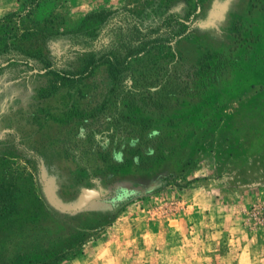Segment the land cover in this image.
Returning a JSON list of instances; mask_svg holds the SVG:
<instances>
[{"label":"rangeland","instance_id":"1","mask_svg":"<svg viewBox=\"0 0 264 264\" xmlns=\"http://www.w3.org/2000/svg\"><path fill=\"white\" fill-rule=\"evenodd\" d=\"M97 8L128 10L143 29L177 20L164 44L130 64L138 73L206 68L220 53L229 67L176 107L126 111L133 148L121 164L89 156L92 183L62 146L103 115L105 67L78 83L47 74L48 65L69 72L82 62L67 53L68 34L26 44L19 60L13 49L0 53V189L15 195L24 225L16 247L37 259L83 237L82 253L60 264H264V163L244 148L250 135L264 142L263 130H244L246 110L264 103V0H68L58 31ZM18 9L0 0V18Z\"/></svg>","mask_w":264,"mask_h":264},{"label":"trees","instance_id":"2","mask_svg":"<svg viewBox=\"0 0 264 264\" xmlns=\"http://www.w3.org/2000/svg\"><path fill=\"white\" fill-rule=\"evenodd\" d=\"M17 2V11L0 18V53L13 49L12 60H19L17 55H24L28 50L26 44L33 45L38 39L68 34L67 53H82V62L75 71L69 72L48 65L47 74L62 82L78 83L90 77L97 67H105L110 86L103 102V115L96 114L95 122L84 121L78 129L80 135L76 141H67L62 146L64 154L76 162L79 170L85 173V179L92 183L97 180V175L90 173L88 165H95L97 159L95 161L91 157L101 154V157H109L121 164L125 154L133 148L131 141L135 138L136 124L125 115L126 111L139 109L147 112L176 107L180 98L202 95L221 78L230 64V55L226 58L220 53L215 64L206 68L199 63L182 65L179 69L155 68L151 72L138 73L131 69L130 64L165 43L164 29L177 22L174 17H165L161 22L163 26L143 29L128 10L97 8L85 13L75 28L61 32L58 27L65 20L57 10L64 8L68 0ZM44 8L46 19L36 22L34 17L42 10L45 12ZM246 112L250 122L244 130L254 128V132L258 129L264 131V103L258 109H247ZM231 123L234 127L233 118ZM250 136L262 148L264 142L255 139L256 135ZM14 199L11 191L0 189V263L6 260L3 264H60L82 253L83 237L73 246L49 257H26L22 247H16L24 225L18 218L19 209L14 205Z\"/></svg>","mask_w":264,"mask_h":264},{"label":"crops","instance_id":"3","mask_svg":"<svg viewBox=\"0 0 264 264\" xmlns=\"http://www.w3.org/2000/svg\"><path fill=\"white\" fill-rule=\"evenodd\" d=\"M264 85V84H263ZM247 148V153H251V162H253L254 159L259 158L262 163H264V144L262 145V150L260 151L259 148L257 147V144L255 143L254 140H246V143L244 145V148ZM255 152H258V154H254ZM194 168V167H193ZM195 169V168H194ZM186 212L188 211V208H183Z\"/></svg>","mask_w":264,"mask_h":264}]
</instances>
